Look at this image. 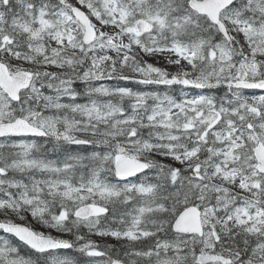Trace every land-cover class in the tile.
<instances>
[{
  "label": "snow or ice",
  "instance_id": "obj_1",
  "mask_svg": "<svg viewBox=\"0 0 264 264\" xmlns=\"http://www.w3.org/2000/svg\"><path fill=\"white\" fill-rule=\"evenodd\" d=\"M0 232V264H264V0H0Z\"/></svg>",
  "mask_w": 264,
  "mask_h": 264
},
{
  "label": "rangeland",
  "instance_id": "obj_2",
  "mask_svg": "<svg viewBox=\"0 0 264 264\" xmlns=\"http://www.w3.org/2000/svg\"><path fill=\"white\" fill-rule=\"evenodd\" d=\"M161 65H163V62L161 61ZM0 235H3L2 233H0Z\"/></svg>",
  "mask_w": 264,
  "mask_h": 264
}]
</instances>
